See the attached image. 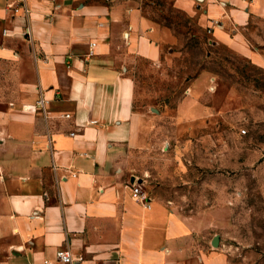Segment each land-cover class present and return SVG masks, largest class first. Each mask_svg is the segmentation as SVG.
<instances>
[{
    "label": "crops",
    "instance_id": "1",
    "mask_svg": "<svg viewBox=\"0 0 264 264\" xmlns=\"http://www.w3.org/2000/svg\"><path fill=\"white\" fill-rule=\"evenodd\" d=\"M160 3L264 68V0H0V264H64L59 249L70 264H231L225 206L186 214L162 194L206 166L181 131L214 110L192 92L171 120L134 105L136 61L182 53Z\"/></svg>",
    "mask_w": 264,
    "mask_h": 264
},
{
    "label": "rangeland",
    "instance_id": "2",
    "mask_svg": "<svg viewBox=\"0 0 264 264\" xmlns=\"http://www.w3.org/2000/svg\"><path fill=\"white\" fill-rule=\"evenodd\" d=\"M161 4L153 10L175 29L182 53L157 67L136 61L134 105H154L171 120L176 104L192 92L214 110L204 125L199 120L194 130L181 131L189 136L192 163L206 166H194L191 186L162 194L186 214L224 205L219 234L230 263L264 264V68L212 42L194 20ZM148 92L154 97L144 96Z\"/></svg>",
    "mask_w": 264,
    "mask_h": 264
},
{
    "label": "built area",
    "instance_id": "3",
    "mask_svg": "<svg viewBox=\"0 0 264 264\" xmlns=\"http://www.w3.org/2000/svg\"><path fill=\"white\" fill-rule=\"evenodd\" d=\"M101 1L108 3V2H111L112 0H101ZM18 10H19V7L14 8L15 12H18ZM44 103L45 101L43 99L37 100V104L40 106H43ZM129 188H130V194H131L132 199L141 202L144 206L148 205L149 197L146 194V192L142 189L139 183H137L136 181H132L129 184ZM56 259L64 264H70L72 262L71 253L65 249H59L56 252ZM45 263L47 264V261H45Z\"/></svg>",
    "mask_w": 264,
    "mask_h": 264
}]
</instances>
